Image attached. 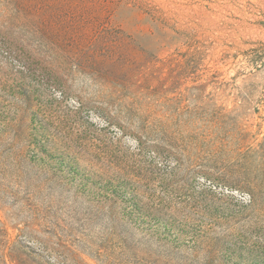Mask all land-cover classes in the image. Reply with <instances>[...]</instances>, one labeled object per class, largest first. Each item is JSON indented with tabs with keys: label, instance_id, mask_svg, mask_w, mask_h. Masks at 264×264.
<instances>
[{
	"label": "rangeland",
	"instance_id": "obj_1",
	"mask_svg": "<svg viewBox=\"0 0 264 264\" xmlns=\"http://www.w3.org/2000/svg\"><path fill=\"white\" fill-rule=\"evenodd\" d=\"M0 264H264V0H0Z\"/></svg>",
	"mask_w": 264,
	"mask_h": 264
}]
</instances>
